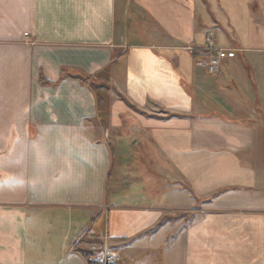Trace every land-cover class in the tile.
I'll return each mask as SVG.
<instances>
[{
    "label": "crops",
    "instance_id": "1",
    "mask_svg": "<svg viewBox=\"0 0 264 264\" xmlns=\"http://www.w3.org/2000/svg\"><path fill=\"white\" fill-rule=\"evenodd\" d=\"M104 235L117 264H264V0H0V264Z\"/></svg>",
    "mask_w": 264,
    "mask_h": 264
},
{
    "label": "built area",
    "instance_id": "2",
    "mask_svg": "<svg viewBox=\"0 0 264 264\" xmlns=\"http://www.w3.org/2000/svg\"><path fill=\"white\" fill-rule=\"evenodd\" d=\"M203 48L207 50L206 67L209 73L217 74L220 72L221 64L228 58L233 57L234 50L224 48L215 44L211 34L205 37ZM93 260L98 264H117L118 255L107 242V236L102 237L99 249L93 257Z\"/></svg>",
    "mask_w": 264,
    "mask_h": 264
},
{
    "label": "rangeland",
    "instance_id": "3",
    "mask_svg": "<svg viewBox=\"0 0 264 264\" xmlns=\"http://www.w3.org/2000/svg\"><path fill=\"white\" fill-rule=\"evenodd\" d=\"M123 159H126L131 164H134L136 167H141L142 162L140 161V158L143 156L145 162L146 159H148V155H150L151 147L149 145H143L141 142L137 144L136 146L129 147V144L124 145L123 147ZM148 154V155H147ZM118 157V156H117ZM120 157V156H119ZM116 158V155H115ZM135 167V168H136ZM143 172V171H142ZM133 187H130V190H132ZM188 211H184L182 213H175L174 215H171L170 218L173 219H180V225H185L190 220V215H188ZM180 217V218H179ZM83 243H86V240L81 241L80 245L84 246Z\"/></svg>",
    "mask_w": 264,
    "mask_h": 264
},
{
    "label": "trees",
    "instance_id": "4",
    "mask_svg": "<svg viewBox=\"0 0 264 264\" xmlns=\"http://www.w3.org/2000/svg\"><path fill=\"white\" fill-rule=\"evenodd\" d=\"M84 79H87V78L84 77ZM87 81L89 80L87 79ZM90 86L95 91V95H96L98 102H100L104 98V96L97 89L101 86H106V84H96V83L90 82ZM166 219L167 218H163L161 221H159V224ZM83 240L84 238H80L77 242H75L74 248L83 256V258L86 261V264H98L96 261L93 260V257L96 254V250L93 248L89 249L84 246H81L80 242Z\"/></svg>",
    "mask_w": 264,
    "mask_h": 264
}]
</instances>
